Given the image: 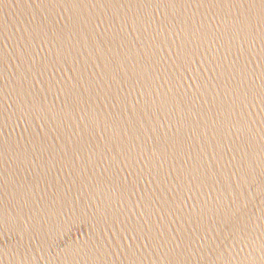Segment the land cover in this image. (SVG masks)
<instances>
[{"label": "water", "instance_id": "95a60500", "mask_svg": "<svg viewBox=\"0 0 264 264\" xmlns=\"http://www.w3.org/2000/svg\"><path fill=\"white\" fill-rule=\"evenodd\" d=\"M0 264H264V0H0Z\"/></svg>", "mask_w": 264, "mask_h": 264}, {"label": "snow or ice", "instance_id": "6c2138e0", "mask_svg": "<svg viewBox=\"0 0 264 264\" xmlns=\"http://www.w3.org/2000/svg\"><path fill=\"white\" fill-rule=\"evenodd\" d=\"M236 201H234V203H235Z\"/></svg>", "mask_w": 264, "mask_h": 264}]
</instances>
